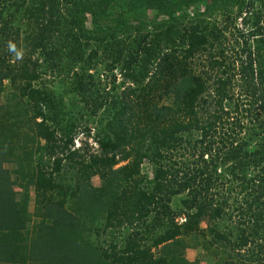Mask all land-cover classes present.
I'll list each match as a JSON object with an SVG mask.
<instances>
[{
  "label": "trees",
  "instance_id": "trees-1",
  "mask_svg": "<svg viewBox=\"0 0 264 264\" xmlns=\"http://www.w3.org/2000/svg\"><path fill=\"white\" fill-rule=\"evenodd\" d=\"M199 247L264 264V0H0V264Z\"/></svg>",
  "mask_w": 264,
  "mask_h": 264
},
{
  "label": "rangeland",
  "instance_id": "rangeland-1",
  "mask_svg": "<svg viewBox=\"0 0 264 264\" xmlns=\"http://www.w3.org/2000/svg\"><path fill=\"white\" fill-rule=\"evenodd\" d=\"M204 9V7H197L194 8L190 13L193 12L194 15H197L199 11H202ZM237 9H234L233 11H231V14H235ZM217 20L218 22L221 21V18L217 15ZM212 22V21H211ZM235 25L242 31H245V28L243 26V20L242 19H236L235 21ZM232 33V32H231ZM231 33H227L225 35V39H226V46H227V55L228 56H234L233 54L237 53L240 50V47L243 46V42L241 39L236 38L235 36H233ZM234 48L233 52L232 49ZM232 52V53H231ZM116 76V83L118 85V83L121 81V77L120 75H118L117 73H115ZM43 80H45L47 82V86H51L53 87V83L58 84L59 81L58 80H53L51 78H43ZM113 77L109 76V75H104V78L102 79V82H104L103 86L108 90L110 88V83L112 82ZM122 90V89H121ZM67 100V99H66ZM95 131H92L91 135H94ZM78 147H83V148H89L91 149V151L96 150L97 145L95 144L94 140L92 138H86L85 135H79L74 143V148H78ZM146 169H148L147 166H145ZM94 184L98 185V181L95 179L94 180ZM32 210V203H30V209ZM205 226L204 224L201 225V229H203ZM201 243L204 244V240L203 238L201 239ZM212 249H204L203 247H199L196 250H187L186 252V258L189 261H194L196 259L200 260V264H212L210 263L207 259L209 258Z\"/></svg>",
  "mask_w": 264,
  "mask_h": 264
},
{
  "label": "clouds",
  "instance_id": "clouds-1",
  "mask_svg": "<svg viewBox=\"0 0 264 264\" xmlns=\"http://www.w3.org/2000/svg\"><path fill=\"white\" fill-rule=\"evenodd\" d=\"M9 50L15 52V51H16L15 45L12 44V43H9ZM19 55H20V54L17 53V57H18V58H19Z\"/></svg>",
  "mask_w": 264,
  "mask_h": 264
}]
</instances>
